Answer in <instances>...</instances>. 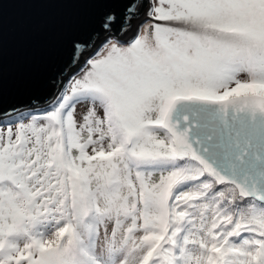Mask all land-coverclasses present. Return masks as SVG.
Segmentation results:
<instances>
[{
	"label": "snow or ice",
	"instance_id": "snow-or-ice-1",
	"mask_svg": "<svg viewBox=\"0 0 264 264\" xmlns=\"http://www.w3.org/2000/svg\"><path fill=\"white\" fill-rule=\"evenodd\" d=\"M122 2L0 112V264H264V0Z\"/></svg>",
	"mask_w": 264,
	"mask_h": 264
},
{
	"label": "water",
	"instance_id": "water-1",
	"mask_svg": "<svg viewBox=\"0 0 264 264\" xmlns=\"http://www.w3.org/2000/svg\"><path fill=\"white\" fill-rule=\"evenodd\" d=\"M122 0H4L0 8V112L44 100L72 60L73 39H88ZM72 71L74 70L71 69Z\"/></svg>",
	"mask_w": 264,
	"mask_h": 264
},
{
	"label": "rangeland",
	"instance_id": "rangeland-1",
	"mask_svg": "<svg viewBox=\"0 0 264 264\" xmlns=\"http://www.w3.org/2000/svg\"><path fill=\"white\" fill-rule=\"evenodd\" d=\"M74 70H75V69H74ZM74 70H73V71H74Z\"/></svg>",
	"mask_w": 264,
	"mask_h": 264
},
{
	"label": "trees",
	"instance_id": "trees-1",
	"mask_svg": "<svg viewBox=\"0 0 264 264\" xmlns=\"http://www.w3.org/2000/svg\"><path fill=\"white\" fill-rule=\"evenodd\" d=\"M75 69V68H74Z\"/></svg>",
	"mask_w": 264,
	"mask_h": 264
}]
</instances>
